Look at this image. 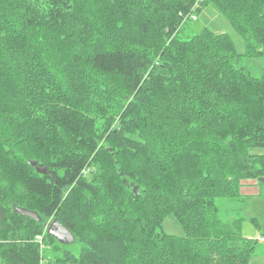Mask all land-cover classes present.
<instances>
[{"label": "trees", "instance_id": "obj_1", "mask_svg": "<svg viewBox=\"0 0 264 264\" xmlns=\"http://www.w3.org/2000/svg\"><path fill=\"white\" fill-rule=\"evenodd\" d=\"M209 5L243 53L180 36ZM243 55H264V0H0V264H251L246 217L218 205L264 178V68Z\"/></svg>", "mask_w": 264, "mask_h": 264}, {"label": "rangeland", "instance_id": "obj_2", "mask_svg": "<svg viewBox=\"0 0 264 264\" xmlns=\"http://www.w3.org/2000/svg\"><path fill=\"white\" fill-rule=\"evenodd\" d=\"M207 27L212 29L215 33H219V32L229 33V35L235 42L237 51L239 53H243L245 51L244 40L232 30L229 23L224 20V18L220 15L218 10L213 5H209L205 9H203L198 15V20L192 24L191 28H186V30L184 29L181 30L180 36L182 38H187L189 36L201 33ZM239 63L240 65H245L253 75L260 76L264 68V55L253 58L246 57L243 55L239 57ZM260 150L261 149L258 148L252 149L253 152H258ZM259 185L264 192V184H259ZM259 195L260 197H263L262 199H264V194L263 195L259 194ZM218 205L221 206L222 213L225 214L226 216H230V218L237 217L238 215L240 217H244V216L248 217L246 210L247 207L245 203L242 201L235 202L233 200L230 201V200L221 199L218 201ZM263 207H264V203L262 205V210ZM252 208H253V215L257 218L258 225H256L250 220L245 219L242 223V228H241L242 235L247 238L256 239V236L260 234L264 238V212H261V205L258 203L254 204ZM47 224L49 225L50 222H48ZM162 229L166 233L177 236H181L184 234L183 228L175 219V217L171 214L167 215L163 219ZM63 244L65 245V248L70 250L73 254L77 255L79 253L80 245L77 244L76 242L70 241ZM61 253H63V251ZM44 255L45 258L53 256V254L48 251H45ZM255 259L257 260L256 261L257 264H264V240L263 241L257 240L255 254L252 258L253 263ZM41 264H55V263H49L47 259H43Z\"/></svg>", "mask_w": 264, "mask_h": 264}, {"label": "crops", "instance_id": "obj_3", "mask_svg": "<svg viewBox=\"0 0 264 264\" xmlns=\"http://www.w3.org/2000/svg\"><path fill=\"white\" fill-rule=\"evenodd\" d=\"M258 152L264 153V149L261 151H258ZM240 193H241L243 200H244V203L247 207L246 210H247L248 217H246V219L251 221V218L253 217L256 219V224H257V218L253 215L252 206L254 204L258 203L261 205V212H264V207L262 210V205L264 203V199H262L263 197H260V195H259V194L263 195L264 192H263L262 188L260 187L259 182L257 180H254V179L243 180L241 182ZM248 236H250V235H248ZM259 236L262 237V235H260V234H258L256 237H259ZM263 240H264V238H263ZM263 240H259V241H263ZM256 261L257 260L255 259L254 263L251 262V264H257Z\"/></svg>", "mask_w": 264, "mask_h": 264}, {"label": "water", "instance_id": "obj_4", "mask_svg": "<svg viewBox=\"0 0 264 264\" xmlns=\"http://www.w3.org/2000/svg\"><path fill=\"white\" fill-rule=\"evenodd\" d=\"M258 181L264 183V178L258 179ZM13 210L17 214L25 215L38 220V215L34 211L16 206L13 208ZM47 232L55 236L61 243H67L73 241L74 239L69 230L60 225L57 220H53L52 222H50L47 228Z\"/></svg>", "mask_w": 264, "mask_h": 264}, {"label": "built area", "instance_id": "obj_5", "mask_svg": "<svg viewBox=\"0 0 264 264\" xmlns=\"http://www.w3.org/2000/svg\"><path fill=\"white\" fill-rule=\"evenodd\" d=\"M191 19L194 20V21H196L197 20V15L196 14H193L191 16ZM47 228H48V226L46 227V229ZM36 239L41 241L42 236L41 235H38V236H36ZM256 240H263V238L259 236V237H256Z\"/></svg>", "mask_w": 264, "mask_h": 264}]
</instances>
